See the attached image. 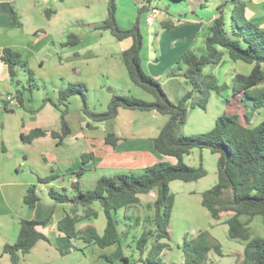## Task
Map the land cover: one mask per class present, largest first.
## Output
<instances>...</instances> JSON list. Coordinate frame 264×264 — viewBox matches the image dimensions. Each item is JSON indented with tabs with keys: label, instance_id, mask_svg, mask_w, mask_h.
<instances>
[{
	"label": "crops",
	"instance_id": "crops-1",
	"mask_svg": "<svg viewBox=\"0 0 264 264\" xmlns=\"http://www.w3.org/2000/svg\"><path fill=\"white\" fill-rule=\"evenodd\" d=\"M69 1L72 6H70L71 3H68ZM89 1L96 2V4L93 3L94 5L91 4L87 8ZM159 1L164 7V11L159 9L160 14L156 17L157 20L155 18L159 27L155 25V20L151 25L141 21L139 27L143 37L140 52L141 65L149 76L156 78L160 83L168 99L176 104L185 93L191 90L180 72L175 70L179 58L187 51H194L197 54L204 52V36L211 21L217 16L216 9L224 5L223 11L228 18L232 7L228 4V0L210 2L204 7L198 4L192 5L188 0ZM238 1L245 5L246 19L264 32V0ZM151 2L140 0L137 5L139 9L146 7L145 12H147L150 7H157L151 5ZM194 7L200 9L199 13L195 12ZM74 8H85L87 11L85 21H75L78 26L79 24L85 26L90 33L99 31L94 30L91 26L95 24L90 23L102 22L105 19L107 8H105L102 0H0V100L7 94H15L18 88L11 82L8 68L1 61L4 49H10L17 53L22 62L26 63L28 69L32 61L40 67H44L46 63L52 62V58L54 59L59 54H62L64 59L61 66H69L70 69L71 66H78L75 59L86 58L90 62L99 57L100 53L96 50H101L103 47L98 45L97 33L86 34L80 31L79 36L76 35L79 39L76 46L62 44L67 26L62 27L61 33L58 28L60 24L57 23L60 22V19L65 20L68 16L61 18L62 14L69 13L71 10L73 12ZM133 24L134 22H130L129 28ZM88 40L91 42L87 43ZM107 41L108 45L112 43ZM116 43V48L107 49V52L103 54L105 61L99 72L102 77L106 76L107 84H110L107 88L108 92L110 95L126 92L137 98L149 102L153 101L152 96L131 82H127L128 76L121 60V54L131 46L132 40H116ZM59 44H62L61 47H57ZM83 48H86L84 55L79 53ZM69 67L65 73H58V79L61 82L60 89L67 82ZM206 68H209L211 73L204 72L205 74L213 75L218 85L227 84L228 89L221 94L212 92L205 110L194 109L190 111L183 128L185 135L194 136L211 131L216 119L223 114H237L235 110L238 109L242 110L243 115L245 114L238 101L239 96L233 95L231 84L234 75H248L252 70V65L241 61H232L227 54H224L220 64ZM214 71L216 74H213ZM84 72L85 77L82 67L78 66L73 71V80L75 78H77L76 80H87L86 78L90 76L88 68ZM16 74L17 79L22 74L28 78L24 70L18 69ZM117 80L122 82L121 87L115 84ZM19 82L21 83L20 80ZM21 85L23 84L21 83ZM26 90L27 88L23 87L22 102L19 105L24 112V114L19 115V118L23 120L22 124L19 125V119L17 120V115L14 113L16 107L10 111H5V114L0 113L2 150L9 158L13 159L12 163L6 164V170L12 178L9 183L10 192H15L12 197L9 193L8 200L5 194L0 193L1 200L6 203L0 213V251L5 244L12 243L17 238L20 220L42 221L50 217L45 227L37 228L47 238V241L39 240L29 253L18 256L16 264H86L81 261L76 250L80 249L83 252V249L86 250L93 245H85L78 239L68 240L56 229V223L70 209V206L53 202L48 195L49 189L54 188L58 191L67 190L69 192V186L76 182L82 190H90L95 187L96 182L101 177L120 173L138 174L142 169L157 162L166 161L174 164L173 158L165 157L153 149V139L158 136L167 123L168 116L159 115L155 112L119 109L115 118L95 123L86 117L82 111L78 116H70L71 113L68 111L66 121L70 133L64 138L61 145H58L57 140L51 138L49 134L33 140L30 144H25L21 140V135H27L34 129L44 128L59 132V113L48 103L44 104L41 109L34 110L30 103H26L28 97ZM29 90H31L30 87ZM145 94L149 95L150 98H147ZM110 134L117 138L115 146L105 143V138ZM14 143H18L16 149L18 152L10 147ZM84 153L91 154L92 159L83 164L81 155ZM183 162L192 168H198L202 165L207 175L196 182L172 181L169 184L170 192L174 196L170 220L171 250L165 252L161 260L170 252L172 262L169 261V263L180 264L182 254L179 247L183 239H192L200 231L207 230L221 246L227 241L231 242L227 251H224L222 247L221 256L213 252L214 255L218 257L231 255V258L236 256V261L230 264L242 262L244 245L229 240L225 222L223 220L213 222L201 205V194L217 182V156L207 149H194L183 157ZM40 164L44 169L43 171L47 172L46 175H42ZM52 165L58 166L56 171H51L52 174L56 173V175H52L55 177L54 180L47 184H37V178L49 175V166ZM81 168H84V172L80 177H77L75 174ZM36 169L40 173L35 171ZM20 174H23L26 181L18 179ZM0 179H2L1 174ZM35 183L40 200L33 209H27L23 204V197L27 187ZM148 195L151 196L150 193ZM142 200L139 197V203L136 206L118 212L119 218L125 215L130 217L123 222L124 225L131 226V218H133V224H136V218L139 217V214L135 215L133 210L142 204ZM98 218L99 215L93 220ZM91 220L92 218L80 222L77 229L92 226L96 229L97 234L102 235L105 227L102 224L98 227ZM123 224L119 228L121 231L124 228ZM125 240L126 238L122 239L123 246ZM232 244L240 246H233ZM108 248H112V252L115 250L114 246ZM211 254V252L208 254V258ZM172 257L176 258V263ZM11 263L12 260L9 255H1L0 264ZM136 263L142 264L138 259Z\"/></svg>",
	"mask_w": 264,
	"mask_h": 264
},
{
	"label": "trees",
	"instance_id": "trees-1",
	"mask_svg": "<svg viewBox=\"0 0 264 264\" xmlns=\"http://www.w3.org/2000/svg\"><path fill=\"white\" fill-rule=\"evenodd\" d=\"M228 4L232 7L228 18L223 11L224 5L216 9L217 16L211 21L204 36V52L197 54L187 51L179 58L175 70L180 72L191 90L174 104L168 99L160 83L142 68L140 52L143 37L138 19L131 28L121 30L116 20V1L107 0L106 18L91 27L94 30L109 31L118 41L132 40L131 46L121 54L122 63L131 84L152 96L153 101L112 94L106 111L95 112L88 107L85 86L68 83L59 90L57 100H43V105L48 103L59 113V132L38 128L27 135H21L25 144L49 134L61 145L70 133L66 116L71 97L81 99L82 113L95 123L115 118L119 109L168 116L167 123L153 139V149L165 157L173 158L174 164L157 162L138 174L120 173L101 177L91 190H82L74 182L69 192L54 188L48 191L53 202L70 206L56 223V229L68 240L78 239L88 246L95 245L99 249L114 246L115 250L110 255L102 256L109 264H133L124 254L122 244V239L129 233L127 228L131 229L132 226L124 225L123 222L129 218L126 215L119 218L118 212L136 206L139 195L150 192H155L153 215L147 219L151 228L141 232L136 239L135 249L139 254L138 261L142 264H164L161 257L171 250L170 220L174 204L169 184L172 181L196 182L207 175L202 165L192 168L183 162V157L194 149H207L217 156V182L201 194L202 207L213 222H225L229 240L244 245L243 260L238 264H264V239L254 235L251 228L253 219L260 216L264 229V122L250 126L249 116H246L248 110L252 114L264 110V32L246 19L243 2L228 0ZM145 11L146 7H143L138 12ZM78 42L77 36L71 33L67 35L64 45L76 46ZM224 54L232 61L252 65L248 75H234L231 84L233 95L239 96L238 101L245 111V123L238 114H223L216 119L211 131L187 136L183 133V128L190 111L205 110L212 92L221 94L228 89L227 84L218 85L213 75L204 73L206 67L220 64ZM1 61L7 66L11 82L16 87L21 85L16 74L21 69L27 73L31 88V72L17 53L4 49ZM14 95L21 105L22 91L17 90ZM116 141L113 134L105 138V143L112 146H115ZM91 159V154L81 155L83 164ZM83 172L84 168H81L75 175L80 177ZM54 178H37V184L50 183ZM37 184L26 189L23 204L27 209H33L40 200ZM94 204L100 206L105 216L106 225L102 235L97 234L92 226L77 229L80 222L98 217L99 213L93 207ZM49 220L50 217L42 221H19L16 241L5 244L2 250L3 255L10 256L11 264H16L19 255L29 253L39 240L47 241L37 228L45 227ZM121 224L124 225L122 231L119 229ZM138 224L139 219L136 218L135 226ZM179 248L182 254L180 264H207L210 252L222 255L221 244L207 230L200 231L192 239H183Z\"/></svg>",
	"mask_w": 264,
	"mask_h": 264
},
{
	"label": "rangeland",
	"instance_id": "rangeland-1",
	"mask_svg": "<svg viewBox=\"0 0 264 264\" xmlns=\"http://www.w3.org/2000/svg\"><path fill=\"white\" fill-rule=\"evenodd\" d=\"M102 1H104L105 8H107V0H102ZM115 1H116V20L120 24V25L118 24L119 28H121L122 30H126L129 28L130 22H135L137 19L139 21V27L141 25V21H144L146 23V21H145L146 12H143V13L138 12L139 8H138L137 3L140 2V0H115ZM188 1H190V3L192 5L198 4V5H203V7H204V6L208 5L210 2L215 3V2H218L220 0H188ZM68 3H71V2L69 1ZM93 3L96 4V2L89 1L87 3L86 7L87 8L90 7V5ZM151 5H155V6H157L158 9L164 11V7L159 0H152ZM70 6H72V3ZM193 9L195 10L196 13H199V10H200L199 8L194 7ZM66 15H68V16L65 20L60 19L61 23L60 22L57 23L58 25L60 24V26L58 28L61 31V33H62V27L67 26L65 33H64V38L62 40V42H63L62 44H64L67 41V34L68 33H72L74 35L79 36L78 34L80 33V31H83V33H86V34L97 33L98 36L96 37V39L98 40V45L103 47V49L96 50L98 53H100L99 57H97L96 60L92 59V61L88 62L86 58L75 59L76 64L78 66L82 67V69H83V76L85 75L84 71L88 68V72H89L90 76L86 78L87 80H76L77 78H75L73 80V76H74V75H72L73 71L75 69H77L78 66H76V67L71 66V69L68 66L70 71L68 73V77L66 78L67 82H65V83L66 84L69 83V84H73V85H77V84L84 85L85 88L87 89L86 101H87V104L89 105L90 109L95 111V112H104L107 109V105H108L110 97H111L110 93L107 90L108 85H110V84H107L106 76L102 77L101 74H99V72L102 69L103 62L105 61L103 54H105L107 52L106 51L107 49L112 50V49L116 48V46H117L116 40L111 36L109 31L99 30L98 32L92 31V33H90L89 30H87L85 28V26H82L80 24H79V26L77 25V23L75 21L82 20V22H83V20L85 21L87 18V11L85 8H74L73 12L71 10L69 13L66 12V13L62 14L61 18H63ZM156 20H157V18H156ZM156 20H155V22H156ZM100 23L101 22L90 23V24L98 25ZM155 25L157 27H159L158 22H156ZM107 40L111 41L112 43H110L108 45ZM89 42H91V40H88L87 43H89ZM62 44H59L57 47H59V46L61 47ZM79 53L84 55L86 53V48H83L82 50H80ZM63 61H64V59H63L62 54H59V56H56L54 59L52 58V62L46 63V65L44 67H40L39 65L36 64V62L32 61L30 63V67H29V70L31 72V77L33 79V82L31 84L32 85L31 90H29L30 85L28 84V78L24 77L23 74L21 77H18V80H20L23 85L18 86L17 90H20L23 93V87L27 88L26 91L28 93V97H27L26 103H28V104L30 103V105L33 106L34 110H39L43 107V100L45 98L57 100L58 93H59V90L61 87L60 79H58V73L59 74L65 73V70H68L67 66H61V63H63ZM87 65H89V67H87ZM204 72L205 73H211L209 68L204 69ZM213 74H216V72L214 71ZM76 77H78L77 74H76ZM84 77H82V78H84ZM154 79H156V78H154ZM127 80H128L127 82H130L129 79H127ZM115 84L118 87H121L123 85L122 82L119 80H117L115 82ZM137 90H140V89H137ZM139 92H142V91H139ZM118 94H121L123 96H129V95L133 96L132 94H128L126 92H118ZM145 95L147 96V98H150L149 95H147V94H145ZM133 97H135V96H133ZM135 98H137V97H135ZM138 99H141V98H138ZM141 100H143V99H141ZM144 101H146V100H144ZM81 108H82V101L79 97H71L69 99V112L71 113V114L69 113L70 116H75V115L78 116L81 112ZM235 111L240 116V119L242 120V122L245 123V117L242 113V110L238 109ZM248 111L249 112L246 116H249V119L252 123L251 125L256 126L259 123L264 122V110L256 111L253 114L250 113V110H248ZM14 113L17 115V117H16L17 120L19 119L18 120L19 125L22 124L23 120H21L19 118V115L24 114L23 109L18 106L15 108ZM1 114H5V111H3ZM26 114L29 115V113H26ZM187 136H189V135H187ZM1 137H2V134L0 131V174L2 175V179H0V193L5 194V197L8 200L9 193H10V196L12 197L15 194V192H13V193L10 192L11 187H10L9 183H10V180L12 178L6 170V164L12 163L13 159L9 158L7 156V154L5 152H3V150H2L3 145L1 142L2 141ZM10 147L14 148L15 149L14 151L18 152V150H16L18 148V143L11 144ZM37 167L39 168V166H37ZM57 169H58V166H54V165L49 166V170H48L49 175L48 176L56 175V173L52 174L51 171L52 170L56 171ZM40 170H41L42 175H46L47 172L43 171L44 169L41 167V164H40ZM35 171L39 172L38 169H36ZM11 174H13L12 170H11ZM13 176H14V174H13ZM48 176H46V177H48ZM46 177H42V178H46ZM18 179L21 181H24V180L26 181V178L23 176V174H20L18 176ZM61 179H63V178H61ZM65 181L67 182V180H65ZM68 190L69 191L71 190L70 186H69ZM150 194H151V196L148 194L146 196L139 195V197L141 199H143L142 204L133 210V213L135 215L139 214V217H138L139 224L137 226H135V224H133L134 221H132L133 218H131V224H132L131 226L132 227H131V229L127 228V230H129V233H128L126 240H125L124 254L127 257H129V259L133 262V264H139V263H136L137 259L139 258V254L135 249L136 239L138 238V236L141 234V232L143 230H148L151 228V223L147 219L149 217H152V215H153L152 203H153V200L155 198V193L150 192ZM15 200H17V199H15ZM5 204L6 203L1 200V196H0V213L3 211ZM93 207L99 212V218L97 220L92 219L91 222L93 221L94 225H97L98 227H100L101 224L103 227H105L106 220H105V216H104L100 206L98 204H94ZM204 212H206V211H204ZM206 214H207V212H206ZM129 222H127V223H129ZM251 228L254 232V235L264 239V229H263L262 220H261L260 216H256L253 219V222L251 224ZM15 241H16V239H15ZM14 242L9 243V244H13ZM230 244H231L230 241H227V243L222 244L224 251H227L230 248L229 247ZM232 245L233 246H240V245H235V244H232ZM2 250L0 251V257L3 254ZM112 250H113L112 248H107V249L101 250L97 246L93 245L86 250L83 249V252L80 251V249L76 250V252H78V254L80 255L81 261L86 263V264H109L108 262H106V260L104 258H102V256L106 255V254H110L112 252ZM83 253H85V254H83ZM211 253L212 254L208 258L207 264H230L231 262L233 263V261L234 262L236 261L235 260L236 256H234V258H231V255L224 256V257H218V256L214 255L213 252H211ZM172 259H173L174 263H176V258L172 257ZM169 261H170V263L172 262V260L170 259V252H168L166 254V256L163 258L162 262L164 264H170ZM238 263L239 262H237L236 264H238Z\"/></svg>",
	"mask_w": 264,
	"mask_h": 264
},
{
	"label": "built area",
	"instance_id": "built-area-1",
	"mask_svg": "<svg viewBox=\"0 0 264 264\" xmlns=\"http://www.w3.org/2000/svg\"><path fill=\"white\" fill-rule=\"evenodd\" d=\"M160 14V10L157 7H150L146 12V24L151 25L155 18ZM19 106L14 94H7L0 100V113L3 111H10Z\"/></svg>",
	"mask_w": 264,
	"mask_h": 264
}]
</instances>
